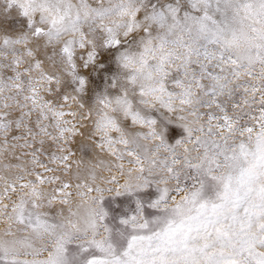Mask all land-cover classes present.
<instances>
[{
	"label": "snow or ice",
	"instance_id": "obj_1",
	"mask_svg": "<svg viewBox=\"0 0 264 264\" xmlns=\"http://www.w3.org/2000/svg\"><path fill=\"white\" fill-rule=\"evenodd\" d=\"M101 47L122 48L116 94L89 107ZM150 186L157 214L137 200L114 237L105 197ZM73 243L85 264H264V0H0V264Z\"/></svg>",
	"mask_w": 264,
	"mask_h": 264
},
{
	"label": "rangeland",
	"instance_id": "obj_2",
	"mask_svg": "<svg viewBox=\"0 0 264 264\" xmlns=\"http://www.w3.org/2000/svg\"><path fill=\"white\" fill-rule=\"evenodd\" d=\"M164 123L165 122H160L161 125ZM173 125L175 128L172 127ZM173 125L171 126L170 123H167L165 129H163L165 131H163V134L164 136L166 135L165 137L167 139H165L169 144H174L176 140L181 139L185 135V133H183V129L181 130V127L179 128L177 126L178 129H176V125ZM171 132H173L175 135L172 133L173 136H171ZM84 152L85 150L82 152L83 155H85L86 153ZM186 183H190V181H186ZM157 193L158 191L153 186H150L148 189L137 193H125L120 196L105 197L104 201L102 202V206L108 213V216L105 219V223L112 229L113 236L116 237L117 234L121 231L127 232L126 227L123 226L120 221L130 215L135 214L137 209V200H139L143 205L144 214L146 215V217L152 218L154 215H156V211L149 207V205L153 200L158 198L159 193ZM207 194H212L211 186H209ZM98 254L99 253H97L95 249L82 251L80 246L75 243L69 244L66 248V255L70 261V264H85V261L87 259Z\"/></svg>",
	"mask_w": 264,
	"mask_h": 264
},
{
	"label": "bare ground",
	"instance_id": "obj_3",
	"mask_svg": "<svg viewBox=\"0 0 264 264\" xmlns=\"http://www.w3.org/2000/svg\"><path fill=\"white\" fill-rule=\"evenodd\" d=\"M15 27L17 29H20L23 27V24L17 23L15 25ZM121 50H122L121 47H116V48L101 47V48H98L95 63L90 64L87 67H81L79 69L80 75H82L87 81L85 91L82 94V102L86 106H89V107L93 106L95 104L97 98L104 95V94H108V95H115L116 94V90L111 87V84H112L113 77L118 72V63H117L116 58L119 55V52ZM76 87H78V82L66 81L64 84V88L67 90H74ZM151 116H152V118L157 120L158 126L160 127V129L162 131H164L163 129H165L166 124L169 123L168 120L165 118V115H162L159 112L153 111L151 113ZM160 122H165L166 124L164 123L165 125L164 124L161 125ZM173 124H175V123H172V124L170 123L171 126ZM163 125H164V128H163ZM177 126L178 125H176V127ZM172 127H174V125ZM178 127L176 129H178ZM181 130H182V128H181ZM172 133L173 132H171V134ZM183 133H185V132H183ZM173 134L171 136H173ZM72 150L75 153L74 159L79 158L80 156L87 158L91 155V152L88 149V147L80 144V138L79 137L76 139L75 143H73ZM84 150L86 152V153L84 152L85 155L82 154V152ZM52 213L53 214L55 213V209H52Z\"/></svg>",
	"mask_w": 264,
	"mask_h": 264
},
{
	"label": "clouds",
	"instance_id": "obj_4",
	"mask_svg": "<svg viewBox=\"0 0 264 264\" xmlns=\"http://www.w3.org/2000/svg\"><path fill=\"white\" fill-rule=\"evenodd\" d=\"M4 94L7 95V93H4ZM153 107H154V105H153ZM97 108L99 111H103V109L99 105L97 106ZM95 135H100V133H95Z\"/></svg>",
	"mask_w": 264,
	"mask_h": 264
}]
</instances>
